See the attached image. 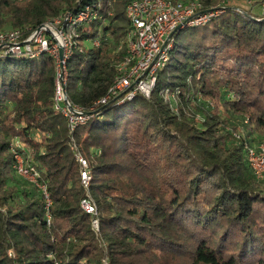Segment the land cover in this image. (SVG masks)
<instances>
[{"label":"trees","instance_id":"obj_1","mask_svg":"<svg viewBox=\"0 0 264 264\" xmlns=\"http://www.w3.org/2000/svg\"><path fill=\"white\" fill-rule=\"evenodd\" d=\"M23 1L0 0V32L25 36L67 17L64 93L88 117L72 128L54 104L55 57L0 51V264H264V191L247 153L255 141L236 140L201 102H222L264 136V14L197 0L219 13L173 36L149 96L127 98L130 89L102 104L126 56V0ZM15 155L37 174L31 187L19 186Z\"/></svg>","mask_w":264,"mask_h":264},{"label":"built area","instance_id":"obj_2","mask_svg":"<svg viewBox=\"0 0 264 264\" xmlns=\"http://www.w3.org/2000/svg\"><path fill=\"white\" fill-rule=\"evenodd\" d=\"M126 2L125 15L130 25L127 33L126 56L117 69L118 76L115 85L110 88L108 95L100 101L102 104L109 98L118 97L125 90L130 89L132 91L129 92L127 98H131L136 92L148 97L154 87L155 73L165 65L168 59V51L172 48V39L164 46L168 36L177 27L200 25L219 13L217 10H210L198 15L201 12V7L197 0L193 2H187V0H126ZM84 15V12H81L72 23L83 22L86 18ZM66 19L67 17L59 18L55 23L50 21L25 36L24 32L18 29L1 31L0 51L6 55L27 58H35L46 52L55 57L58 66L59 49L62 48L63 60L62 62L59 61V67L64 73L65 63L74 46L72 34L65 31L61 23L62 20L65 21ZM49 23H52L53 30L48 31ZM54 33L56 34L53 36ZM61 78L62 76L59 75L57 69L54 104H64L61 112L68 118L73 128L88 116H84L85 112L73 107V112L68 110ZM247 150L248 162L255 177L264 182V143L259 146L253 145ZM15 158L20 157L15 155ZM77 161L82 168L80 172L81 184L83 187H88L90 175L87 162L81 156L77 157ZM16 171L24 178L30 177L33 182L36 181L37 174L32 170L16 164ZM81 208L89 214L95 213L93 205L87 200L81 201Z\"/></svg>","mask_w":264,"mask_h":264},{"label":"rangeland","instance_id":"obj_3","mask_svg":"<svg viewBox=\"0 0 264 264\" xmlns=\"http://www.w3.org/2000/svg\"><path fill=\"white\" fill-rule=\"evenodd\" d=\"M25 1L30 2L31 0H25ZM259 1L260 0H229L227 2V5L232 6V7H236V8L242 9V10L250 11L252 14H254L256 16H261L262 14H264V7L261 4L257 3ZM217 8H219V7H215V9H217ZM57 20H59V18L52 19L51 22L55 23ZM54 23H53V25H54ZM47 29H48V31L53 30L52 23L51 24L49 23V26L47 27ZM55 34L56 33H54L53 36ZM85 46L90 47L91 43L90 42L86 43ZM59 66H60V63L58 60V66H56V69H58L59 75L62 76L61 79H62V84L64 86L66 84L67 72L64 71V73H63V70H61V67H59ZM168 96H169V94L166 93V97H168ZM230 98L232 100L235 99L234 93H230ZM201 102L204 103V107L207 110V113H206L207 115L210 116L212 113H214L218 117H220L221 120H224L226 118L228 119V123L226 125V128L228 130H231L232 127H235L232 130V134L236 140H241L242 138H248L249 140L255 141L254 146H259V145L264 143V136L256 133L254 130H252L253 128L251 126H249L250 122L247 119L243 120L240 117H235V116L229 114L225 110L224 104L222 102H216V101L211 100V99H201ZM199 108H200V110H202V107H199ZM194 111L196 114L195 120L198 121L199 125L203 124V122L205 121V117L203 115H201L200 113H198L196 109ZM14 153H16V152L13 151V154ZM14 158H15V156H14ZM15 160H16L15 162L17 165H21L25 168V163H24V161H22V159L15 158ZM16 179L18 181L19 186H22V187L26 186L27 188L31 187L30 181H32V180H30V177H26L25 181L23 180L22 182H21V180H18L17 177H16ZM257 184L260 186V189L264 191V182L263 181L257 182ZM84 188L87 189L88 187H84ZM80 206H81V203H80ZM92 226L95 230H97L98 225H97L96 221L92 223ZM237 244H238L237 242L233 243L231 245L230 249L235 250ZM10 255H12V253H10ZM174 262H175L174 264H185L184 259H178Z\"/></svg>","mask_w":264,"mask_h":264},{"label":"water","instance_id":"obj_4","mask_svg":"<svg viewBox=\"0 0 264 264\" xmlns=\"http://www.w3.org/2000/svg\"><path fill=\"white\" fill-rule=\"evenodd\" d=\"M210 11V10H209ZM209 11H201L198 15H202V14H204V13H207V12H209ZM181 29V27H177L169 36H168V38L166 39V41H165V44H164V46H166L167 45V43L169 42V40H171L172 38H173V36L177 33V32H179V30ZM62 60H63V50H62V48H60L59 49V61L60 62H62ZM61 66H62V64H61ZM121 97V94L118 96V97H116V98H120ZM66 106L68 107V110L70 111V112H73V108L68 104V102L66 101ZM84 116H88V113H84L83 114Z\"/></svg>","mask_w":264,"mask_h":264}]
</instances>
